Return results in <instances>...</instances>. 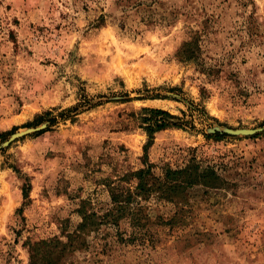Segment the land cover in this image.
<instances>
[{
    "label": "rangeland",
    "instance_id": "obj_1",
    "mask_svg": "<svg viewBox=\"0 0 264 264\" xmlns=\"http://www.w3.org/2000/svg\"><path fill=\"white\" fill-rule=\"evenodd\" d=\"M187 40L210 74L176 59ZM143 107L186 124L146 156ZM191 155L214 187L152 198L145 236L101 227L66 264H264V0H0V264H29L80 199L106 209L103 178Z\"/></svg>",
    "mask_w": 264,
    "mask_h": 264
},
{
    "label": "trees",
    "instance_id": "obj_2",
    "mask_svg": "<svg viewBox=\"0 0 264 264\" xmlns=\"http://www.w3.org/2000/svg\"><path fill=\"white\" fill-rule=\"evenodd\" d=\"M102 18L103 16L100 21ZM194 40L182 43L175 54L176 59L184 64L193 62L201 67V71L210 74L212 68L200 62L198 44ZM49 113L46 111L43 114ZM42 116L39 115L33 124L40 122ZM137 119L147 135V142L143 148L144 156L152 144L155 132L168 127L181 128L186 125L180 117L161 108L143 107ZM205 136L215 139L222 137L217 132ZM11 167L14 168V165ZM220 180L213 166L203 164L195 155H191L181 167L164 168L160 176L153 174L151 164H146L145 167L124 173L116 181L105 177L102 183L109 193L108 207L99 213L88 200L80 199L73 210L79 217L76 224L71 226L70 219L63 218L60 221V235L24 243L28 250L29 264H66L74 252L87 249V235L98 232L104 226L113 228L118 240L132 242L137 237L146 235V226L150 220L147 205L152 198L157 202H174L177 196L187 195L188 191L196 186L214 187ZM28 187L24 185L22 188L24 199L28 198ZM122 224L130 227L131 232L128 235L126 229L121 228Z\"/></svg>",
    "mask_w": 264,
    "mask_h": 264
}]
</instances>
